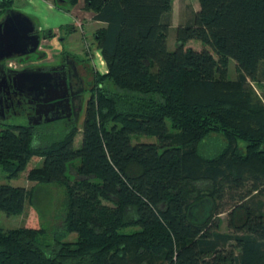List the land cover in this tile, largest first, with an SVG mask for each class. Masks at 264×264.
Returning a JSON list of instances; mask_svg holds the SVG:
<instances>
[{
	"label": "trees",
	"instance_id": "obj_1",
	"mask_svg": "<svg viewBox=\"0 0 264 264\" xmlns=\"http://www.w3.org/2000/svg\"><path fill=\"white\" fill-rule=\"evenodd\" d=\"M11 1L0 0V18ZM52 2L69 11L77 0ZM171 2L84 0L102 23L92 37L106 70L92 72L77 147L74 124L45 144L34 130L48 127H0L5 178L41 158L29 190L0 183V211L17 215L26 199L39 211V186L62 193L51 226L0 229V264H264V204L249 198L264 192V97L248 84L264 78V0H197L169 51ZM191 39L202 48H184ZM245 185L226 209L225 188Z\"/></svg>",
	"mask_w": 264,
	"mask_h": 264
},
{
	"label": "rangeland",
	"instance_id": "obj_2",
	"mask_svg": "<svg viewBox=\"0 0 264 264\" xmlns=\"http://www.w3.org/2000/svg\"><path fill=\"white\" fill-rule=\"evenodd\" d=\"M11 5H14L17 8H24L26 11L30 12L32 15H35L38 24L41 29L53 28L58 29L55 32L56 35H64V31H60V27L62 25H69L73 28V34L68 38L59 41L55 37L48 41L47 39L40 41V51L42 50L48 54L47 59L50 60L53 57L54 51H51L49 46L50 42L52 46H58L57 49L68 48V52L75 53L78 57L84 56L88 63V69L90 75L92 77V72L96 71L98 73L105 72V63L97 49L95 42L93 40L92 34L93 32L102 26V23L96 22L92 20V12L84 7V0H77V3L69 10H59L57 9L52 0H12ZM198 3L197 0H172L171 8L169 13L166 16V20L168 22L167 34H166V48L167 50H172L175 45V27L179 24H183L188 19L191 18L193 12L197 9ZM56 9V10H55ZM59 10V12H57ZM62 23L60 27H56V24ZM184 48H191L193 50H199L202 48V44L198 40H188L184 44ZM44 49V50H43ZM55 49V47H54ZM32 53H29L28 57H19V58H11L10 62L15 65V68H21L24 65L28 64V60L33 58ZM46 55V54H45ZM40 55L39 59H41V63L45 62L46 56ZM37 55L34 59H37ZM35 61V60H34ZM6 61L5 63H7ZM264 67V63L261 68ZM237 76V72L235 71L234 61L232 59H228L226 64V79L227 80H235ZM260 81L258 84L249 81L248 84L252 88V90L259 96V98L264 97V78L259 77ZM83 118V116H82ZM23 120L21 118L11 116L6 119V124L11 123H21ZM5 124H0V127ZM80 125L81 121L76 125L77 132L73 138V147H77L80 143ZM41 128L46 133H42L41 129H35L34 134L37 135L38 138L35 137L34 143H42L45 144L50 140H53L58 137V133L61 128V124L59 123H44L41 125ZM155 138L151 136H136L132 138V142H154ZM223 142H218L216 140L210 141V146L212 148L218 149L221 147ZM41 163V158L32 157L25 169L18 173L15 178L7 179L4 174L0 170V183H7L14 186H21L26 190H29L32 186L35 185L33 181H29L26 179L27 171L32 167H37ZM41 187V192L38 193V208L39 211H34L32 207L29 205L28 199L24 201L23 208L21 213L17 215H6L2 211H0V229L5 230L14 227L24 226L25 224H34L36 227L42 225L43 227L51 226L55 223L56 218L55 212L58 210L61 200L62 193L61 189L55 186H39ZM247 188L245 185L242 188L236 189L234 186L225 188L224 195L222 197V201L225 204L224 207L227 209L229 203L231 201H241L242 193ZM249 198L254 202L255 200H261L264 204V192L261 193H251L249 194ZM249 198L247 199L249 201ZM246 199V198H245ZM244 200V199H243ZM226 212L224 211L217 215V219L219 221L217 231L225 232L226 228ZM75 235L70 233L66 236V239H73Z\"/></svg>",
	"mask_w": 264,
	"mask_h": 264
},
{
	"label": "flooded vegetation",
	"instance_id": "obj_3",
	"mask_svg": "<svg viewBox=\"0 0 264 264\" xmlns=\"http://www.w3.org/2000/svg\"><path fill=\"white\" fill-rule=\"evenodd\" d=\"M73 31L55 36L34 28L32 33L38 34L37 48H40V41L54 37L62 41L72 35ZM39 50L34 51L33 58L21 68H8L6 59H0V124H6L7 118L15 116L28 126L44 123H59L63 127L77 125L82 121L92 88L86 58L68 52V48H60L56 49L50 60L41 63L39 56L44 55V52ZM36 55L38 57L34 59ZM24 68L31 77L45 75L46 78L38 82L32 79L21 83L22 77H17L15 71Z\"/></svg>",
	"mask_w": 264,
	"mask_h": 264
},
{
	"label": "water",
	"instance_id": "obj_4",
	"mask_svg": "<svg viewBox=\"0 0 264 264\" xmlns=\"http://www.w3.org/2000/svg\"><path fill=\"white\" fill-rule=\"evenodd\" d=\"M34 26L30 20L21 13L9 12L0 19V59H9L33 53L37 46L38 34H33ZM25 68L15 71L21 83L30 80L36 82L46 78L45 75L31 77L26 73Z\"/></svg>",
	"mask_w": 264,
	"mask_h": 264
},
{
	"label": "crops",
	"instance_id": "obj_5",
	"mask_svg": "<svg viewBox=\"0 0 264 264\" xmlns=\"http://www.w3.org/2000/svg\"><path fill=\"white\" fill-rule=\"evenodd\" d=\"M56 10V9H55ZM9 12H14V13H21L22 15H24V16H26L29 20H30V22H31V24L34 26V28L36 29V30H39V29H41L40 28V25L38 24V20H37V18H36V16L35 15H32L30 12H28V11H26L24 8H17V7H15L14 5H11V11H7L6 13H4L2 16H1V18L4 16V15H6L7 13H9ZM57 12H59V10H57ZM60 13V12H59ZM0 18V19H1ZM62 23H58V24H56V27H60V25H61ZM52 28L50 29V28H47V29H42V30H45V32H49V33H51V34H55V32L59 29H56V28H53V26H51ZM51 39H53V38H51ZM51 39H49L48 41H50ZM52 43L50 42V44H49V46H50V48H51V51L53 50L54 52L56 51V49H57V47L58 46H52L51 45ZM40 45V44H39ZM54 47H55V49H54ZM44 50V49H43ZM35 51H38V48L35 50ZM40 51V50H39ZM46 54V55H45ZM44 55L46 56V59H47V56H48V54L47 53H45ZM20 57H22V56H20ZM15 58H19V57H15ZM9 59H11V58H9ZM8 60V59H7Z\"/></svg>",
	"mask_w": 264,
	"mask_h": 264
},
{
	"label": "built area",
	"instance_id": "obj_6",
	"mask_svg": "<svg viewBox=\"0 0 264 264\" xmlns=\"http://www.w3.org/2000/svg\"><path fill=\"white\" fill-rule=\"evenodd\" d=\"M10 60H11V59L6 60V61H8V62L6 63V66H7L8 68H12V69H14V68H15V65L12 64V63L10 62Z\"/></svg>",
	"mask_w": 264,
	"mask_h": 264
}]
</instances>
